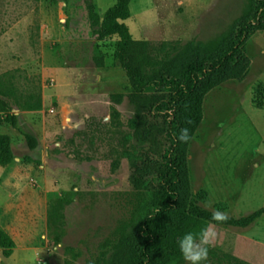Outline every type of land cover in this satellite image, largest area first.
<instances>
[{"label":"rangeland","instance_id":"rangeland-1","mask_svg":"<svg viewBox=\"0 0 264 264\" xmlns=\"http://www.w3.org/2000/svg\"><path fill=\"white\" fill-rule=\"evenodd\" d=\"M115 1L38 0L32 6V0H0V95L14 115L12 121L0 114V134L10 139L11 164L22 169L11 219L19 226L40 210L29 198L45 201L42 221L34 223L38 231L16 232L13 254L0 255V264H131L137 252L167 130L151 107L166 95L150 94V108L130 127L135 112L128 82L113 60L117 37L98 41L87 16L89 6L103 12ZM254 4L131 0L126 26L133 39L147 42L153 64L173 60L167 69L179 76L182 60L214 54ZM244 55L247 67L232 68L233 76L203 98L201 123L185 145L180 210L202 192L203 210L233 220L264 209V31L245 41ZM57 93L65 98L68 126L46 112L57 106ZM115 95L123 96L120 105L112 102ZM26 136L37 141L33 151ZM207 224L197 222L190 232ZM215 227L217 239L202 264H264V213L246 227Z\"/></svg>","mask_w":264,"mask_h":264},{"label":"trees","instance_id":"trees-1","mask_svg":"<svg viewBox=\"0 0 264 264\" xmlns=\"http://www.w3.org/2000/svg\"><path fill=\"white\" fill-rule=\"evenodd\" d=\"M37 2L38 0H32V6ZM130 2L131 0H116L115 4L105 11L102 19L89 6L87 16L98 41L117 37L113 60L123 71L128 82L127 101L135 112L130 127L135 129L142 110L150 108V94L163 92L166 95L151 107L154 115L163 116L166 120L165 146L159 158L161 172L157 178L158 183L148 192V205L141 213L137 231L138 248L131 264H154L155 260H167L169 257L170 260L164 264H178L183 258L179 251L178 239L190 232L197 222L211 221L217 226L242 228L264 213L262 209L245 219L228 218L225 222L217 223L212 221L213 213L198 205L205 200L203 192L190 200L187 210H180L179 187L185 167L187 143L177 139L184 128H188L193 137L202 120V101L205 94L233 76L228 73L232 68L242 66L244 70L247 67L244 43L254 32L264 31V0H255L252 14L235 26L228 42L214 54L182 60L179 76L167 69L173 60L163 65L153 64L148 56L147 42L132 38L124 23L130 16ZM122 100V95L112 98L115 105H120ZM1 113L14 120L10 105L0 95ZM118 116V112L112 109L111 119L115 120ZM26 140L28 149L33 151L37 147L36 139L26 136ZM13 159L9 137L0 134V167L8 166ZM0 248L4 258L10 257L14 248L11 238L2 231Z\"/></svg>","mask_w":264,"mask_h":264},{"label":"crops","instance_id":"crops-1","mask_svg":"<svg viewBox=\"0 0 264 264\" xmlns=\"http://www.w3.org/2000/svg\"><path fill=\"white\" fill-rule=\"evenodd\" d=\"M59 3L60 1L56 2V4H59ZM96 10H97L98 16L100 17V19H102L106 10H104L103 12L99 11L97 8V4H96ZM60 22L62 24L65 23V19H60ZM124 23L126 25V21ZM57 73H58V70H57ZM64 102H65L64 96L61 95L60 93H57L56 94L57 106L55 107L56 116L58 119H62L61 121L65 126H68V124L64 123V122L70 121V118L65 117L63 114V103ZM47 127L48 125L46 126V124L43 122L42 127H41L42 132H45ZM21 170H22L21 167H17L14 164H9L6 167H0V207H2L1 214H0V231L4 232L6 235H8L11 238V240L14 243V246L16 244L14 240V235H16V232L20 231V232L27 234L28 232L38 231V228L34 227V223L35 221H38V225H39L40 221H42V217H43L42 214H43L44 206H45V201L43 199H39L37 197H35L34 199L29 198L27 200L28 202H30L29 204L37 205V207H39L40 210L38 212L31 211L29 218L24 222L21 221L19 226L17 225L16 222H14L15 219L14 220L11 219V217L13 216V212L15 210L14 209L15 207L14 199L15 200L19 199V193L17 196V192H18L17 189H18V186L21 185L20 180H19L21 178L20 175L22 174ZM25 205H27V202L25 203ZM0 255L2 256L1 248H0ZM10 257L4 258L2 256L4 260H8Z\"/></svg>","mask_w":264,"mask_h":264},{"label":"clouds","instance_id":"clouds-1","mask_svg":"<svg viewBox=\"0 0 264 264\" xmlns=\"http://www.w3.org/2000/svg\"><path fill=\"white\" fill-rule=\"evenodd\" d=\"M191 123V121H189ZM177 139L182 143H188L193 139L188 128L181 130ZM226 213L215 211L212 215V221L222 223L227 221ZM218 233L215 224L211 221L201 228L198 233L187 232L178 239L179 251L187 264H202L208 259L209 247L217 239Z\"/></svg>","mask_w":264,"mask_h":264},{"label":"built area","instance_id":"built-area-1","mask_svg":"<svg viewBox=\"0 0 264 264\" xmlns=\"http://www.w3.org/2000/svg\"><path fill=\"white\" fill-rule=\"evenodd\" d=\"M46 112H47V114H49V115L56 114V110H55V108H48Z\"/></svg>","mask_w":264,"mask_h":264}]
</instances>
